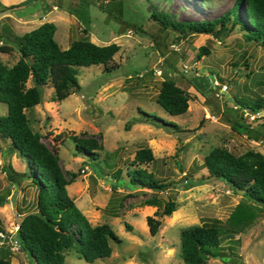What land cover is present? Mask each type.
<instances>
[{
	"label": "rangeland",
	"instance_id": "obj_1",
	"mask_svg": "<svg viewBox=\"0 0 264 264\" xmlns=\"http://www.w3.org/2000/svg\"><path fill=\"white\" fill-rule=\"evenodd\" d=\"M232 2L0 0V18L8 16L0 19V44L12 49L0 52V63L6 67L19 56L17 38L50 19L55 25L53 39L61 49L76 39L100 45L113 42L119 47L105 65L77 67L78 88L62 100H51L49 83L38 86L40 102L25 112L30 129L39 134L42 143L50 147L49 139L57 138L60 167L75 174L66 185L67 195L91 225L107 224L119 239L109 242V256L90 262L69 248L63 264H183L179 232L211 219L224 221L242 200V194L207 175L203 157L217 146L235 155L247 150L264 155V101L256 113L231 101V96L244 102L264 100V46L246 40L237 28L218 37L197 34L173 43L175 33L151 18L152 12L179 20L210 18ZM51 5L60 8L47 12ZM237 12L242 15L240 8ZM14 21L23 24L12 28ZM201 45L208 53L197 57ZM168 65L176 72L171 73ZM168 71L187 95V110L180 115H169L155 102L161 80L170 77ZM31 85L28 78L25 86ZM223 85L225 93L216 97ZM6 111L5 103L0 102V115ZM141 112L154 119L130 123ZM232 122L248 125L252 132H237ZM70 135L90 137L101 144L98 157L77 152ZM141 147L151 150L152 161H134ZM137 167L151 172L166 186L153 191L128 186L126 173ZM117 169L120 180L113 182L112 189L110 176ZM31 177L26 158L8 139L0 138V230L9 235V241L16 238L21 216L34 210L36 188ZM152 198L156 205L144 203ZM166 200H172L175 209L167 215H155ZM107 204L117 215L104 208ZM147 216L159 221L154 235L148 230ZM234 238H238L237 245L228 240L221 243L224 251L234 254L240 264H264V206ZM7 254L9 264H34L20 249ZM206 264L226 263L208 258Z\"/></svg>",
	"mask_w": 264,
	"mask_h": 264
},
{
	"label": "trees",
	"instance_id": "obj_2",
	"mask_svg": "<svg viewBox=\"0 0 264 264\" xmlns=\"http://www.w3.org/2000/svg\"><path fill=\"white\" fill-rule=\"evenodd\" d=\"M239 8L242 15L237 12ZM151 18L160 27L175 33L173 43L197 34L218 37L237 28L243 38L264 46V0H233L226 10L210 18L179 20L170 14L157 15L154 12ZM54 30L52 22H42L22 33L16 42L17 60L9 67L0 63V102L7 107L6 113L0 115V138L8 139L12 148L26 158L32 170L30 182L36 188L34 210L24 213L15 229L20 250L34 264H63L64 252L69 248H74L78 257L90 262L110 255V241L119 242L109 225H91L67 195L66 185L73 181L75 174L62 171L57 157V138H50V147H47L40 141L39 134L30 129L25 113L40 102L38 86L49 83L53 88L51 100H62L78 88L75 78L77 67L105 65L119 47L113 42L100 45L76 39L61 49L53 39ZM11 50L10 46L0 44V52L8 53ZM207 53L205 45L198 47L197 57ZM168 67L171 73L176 72L173 66ZM28 78H31L33 85L25 86ZM188 83L192 85L190 81ZM231 101L240 108L256 113L262 108L264 100L257 98L244 102L231 96ZM155 102L169 115H180L187 110V95L172 75L161 80ZM153 119V116L141 112V116L133 118L130 123ZM128 125H124V129ZM169 125L176 127L174 123ZM231 127L240 133L252 132L248 125L238 122H232ZM69 138L77 152L87 154L92 159L98 157L102 149L101 144L93 138L75 135ZM152 160L153 155L148 147H141L134 154V161L139 164ZM203 166L210 178L226 183L233 192L235 189L242 190V200L224 221L211 219L179 232L182 263L206 264L208 258H218L226 264H240L234 254L224 251L221 243L228 240L237 245L238 238L234 236L243 231L264 206V155L253 150L235 155L217 146L203 157ZM126 175L128 186L150 191L166 186L151 172L140 167L127 171ZM110 179V186L114 189L113 182L120 180L118 169ZM144 203L154 206L157 201L152 198ZM104 208L117 215L111 205L107 204ZM174 209V202L166 200L155 215H167ZM146 224L150 234L154 235L159 221L147 216ZM125 228L129 230L130 226L125 224ZM229 249L232 253V248ZM8 251L0 250V264L10 263Z\"/></svg>",
	"mask_w": 264,
	"mask_h": 264
},
{
	"label": "built area",
	"instance_id": "obj_3",
	"mask_svg": "<svg viewBox=\"0 0 264 264\" xmlns=\"http://www.w3.org/2000/svg\"><path fill=\"white\" fill-rule=\"evenodd\" d=\"M185 72V69H183ZM225 85L220 86L218 90L215 92L216 97H221L222 94L225 93ZM229 102V98L227 100ZM211 120H214V116H208ZM5 246L10 252H15L20 249L19 242L17 238L9 241V235L5 234L4 232L0 231V247Z\"/></svg>",
	"mask_w": 264,
	"mask_h": 264
},
{
	"label": "crops",
	"instance_id": "obj_4",
	"mask_svg": "<svg viewBox=\"0 0 264 264\" xmlns=\"http://www.w3.org/2000/svg\"><path fill=\"white\" fill-rule=\"evenodd\" d=\"M58 8H60L59 7V5H51L50 7L49 6H47V8H46V10H47V12H49V11H52V10H56V9H58ZM8 16H3V17H1V18H7ZM0 18V19H1ZM43 22H52L51 21V19H50V21H43ZM42 23V22H41ZM41 23H39V24H41ZM23 24V21H14V24L12 25V28L14 27V26H20V25H22ZM38 24V25H39ZM37 25V26H38Z\"/></svg>",
	"mask_w": 264,
	"mask_h": 264
},
{
	"label": "water",
	"instance_id": "obj_5",
	"mask_svg": "<svg viewBox=\"0 0 264 264\" xmlns=\"http://www.w3.org/2000/svg\"><path fill=\"white\" fill-rule=\"evenodd\" d=\"M122 183H124V182H122ZM123 186H125V185H123ZM235 192L236 193H238V194H242V190H240V189H235ZM11 204H12V206L14 205V194L11 196Z\"/></svg>",
	"mask_w": 264,
	"mask_h": 264
}]
</instances>
